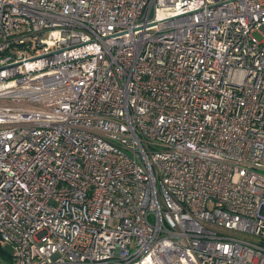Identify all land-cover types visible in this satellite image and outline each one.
Wrapping results in <instances>:
<instances>
[{"label":"built area","instance_id":"2783aa9c","mask_svg":"<svg viewBox=\"0 0 264 264\" xmlns=\"http://www.w3.org/2000/svg\"><path fill=\"white\" fill-rule=\"evenodd\" d=\"M0 243L264 264V0H0Z\"/></svg>","mask_w":264,"mask_h":264},{"label":"rangeland","instance_id":"374dc122","mask_svg":"<svg viewBox=\"0 0 264 264\" xmlns=\"http://www.w3.org/2000/svg\"><path fill=\"white\" fill-rule=\"evenodd\" d=\"M257 35H258V37H262L261 36V34L260 33H256ZM0 245L3 247V249L6 251V252H8V253H10V254H13V252H14V248H13V246L12 245H10V244H8V243H4V244H2V243H0ZM0 264H9V260H5V259H0Z\"/></svg>","mask_w":264,"mask_h":264},{"label":"trees","instance_id":"16d2710c","mask_svg":"<svg viewBox=\"0 0 264 264\" xmlns=\"http://www.w3.org/2000/svg\"><path fill=\"white\" fill-rule=\"evenodd\" d=\"M0 259L9 260V264H14V253L10 254L6 252L3 247L0 245Z\"/></svg>","mask_w":264,"mask_h":264}]
</instances>
